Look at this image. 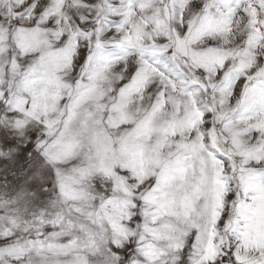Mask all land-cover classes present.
<instances>
[{
    "label": "snow or ice",
    "instance_id": "snow-or-ice-1",
    "mask_svg": "<svg viewBox=\"0 0 264 264\" xmlns=\"http://www.w3.org/2000/svg\"><path fill=\"white\" fill-rule=\"evenodd\" d=\"M0 172V264H264V0H0Z\"/></svg>",
    "mask_w": 264,
    "mask_h": 264
},
{
    "label": "rangeland",
    "instance_id": "rangeland-1",
    "mask_svg": "<svg viewBox=\"0 0 264 264\" xmlns=\"http://www.w3.org/2000/svg\"><path fill=\"white\" fill-rule=\"evenodd\" d=\"M4 179V174L2 172H0V182H2ZM8 179L11 180L12 176L9 174Z\"/></svg>",
    "mask_w": 264,
    "mask_h": 264
}]
</instances>
